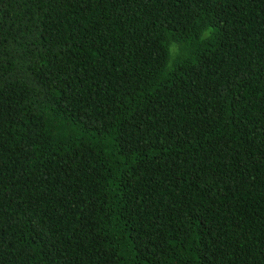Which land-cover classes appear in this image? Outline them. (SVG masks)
Segmentation results:
<instances>
[{"label": "trees", "instance_id": "1", "mask_svg": "<svg viewBox=\"0 0 264 264\" xmlns=\"http://www.w3.org/2000/svg\"><path fill=\"white\" fill-rule=\"evenodd\" d=\"M0 264H264V0H0Z\"/></svg>", "mask_w": 264, "mask_h": 264}, {"label": "clouds", "instance_id": "2", "mask_svg": "<svg viewBox=\"0 0 264 264\" xmlns=\"http://www.w3.org/2000/svg\"><path fill=\"white\" fill-rule=\"evenodd\" d=\"M205 33V39H210L212 37V30L206 25L202 30ZM176 47L175 55L172 54V47ZM187 50L182 49L180 44L176 40H169L167 46V59L164 64V71L173 72L180 63V61L187 56Z\"/></svg>", "mask_w": 264, "mask_h": 264}]
</instances>
